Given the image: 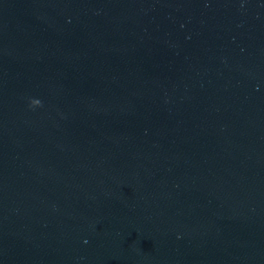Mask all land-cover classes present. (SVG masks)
Instances as JSON below:
<instances>
[{
  "label": "water",
  "instance_id": "1",
  "mask_svg": "<svg viewBox=\"0 0 264 264\" xmlns=\"http://www.w3.org/2000/svg\"><path fill=\"white\" fill-rule=\"evenodd\" d=\"M0 264H264V0H0Z\"/></svg>",
  "mask_w": 264,
  "mask_h": 264
},
{
  "label": "clouds",
  "instance_id": "2",
  "mask_svg": "<svg viewBox=\"0 0 264 264\" xmlns=\"http://www.w3.org/2000/svg\"><path fill=\"white\" fill-rule=\"evenodd\" d=\"M31 106H32V104H31Z\"/></svg>",
  "mask_w": 264,
  "mask_h": 264
}]
</instances>
